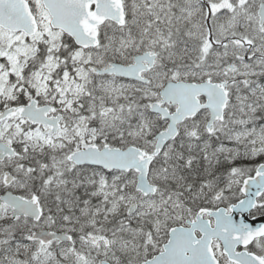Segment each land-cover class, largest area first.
I'll return each instance as SVG.
<instances>
[{
  "label": "snow or ice",
  "instance_id": "obj_1",
  "mask_svg": "<svg viewBox=\"0 0 264 264\" xmlns=\"http://www.w3.org/2000/svg\"><path fill=\"white\" fill-rule=\"evenodd\" d=\"M0 264H264V0H0Z\"/></svg>",
  "mask_w": 264,
  "mask_h": 264
}]
</instances>
